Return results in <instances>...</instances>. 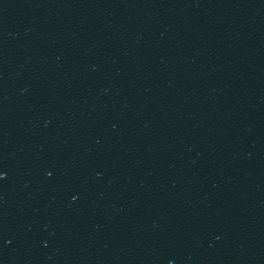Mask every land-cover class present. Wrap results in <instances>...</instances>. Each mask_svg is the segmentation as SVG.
<instances>
[{
    "label": "water",
    "instance_id": "obj_1",
    "mask_svg": "<svg viewBox=\"0 0 264 264\" xmlns=\"http://www.w3.org/2000/svg\"><path fill=\"white\" fill-rule=\"evenodd\" d=\"M0 264H264V0H0Z\"/></svg>",
    "mask_w": 264,
    "mask_h": 264
}]
</instances>
